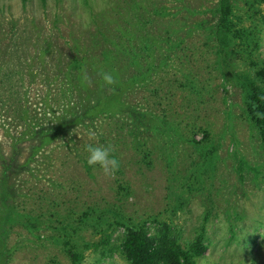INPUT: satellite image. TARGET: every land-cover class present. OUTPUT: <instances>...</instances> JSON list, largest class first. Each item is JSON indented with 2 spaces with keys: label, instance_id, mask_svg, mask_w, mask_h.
Wrapping results in <instances>:
<instances>
[{
  "label": "rangeland",
  "instance_id": "374dc122",
  "mask_svg": "<svg viewBox=\"0 0 264 264\" xmlns=\"http://www.w3.org/2000/svg\"><path fill=\"white\" fill-rule=\"evenodd\" d=\"M217 2L0 0V211L27 224L13 230L0 222V236L7 235L11 248L18 246L13 254L3 252L0 264H70L51 239L54 231L46 223L32 228L29 221L86 206L110 209L111 218L127 225L145 221L149 234L165 223L183 245L203 225L207 248L197 264H264V145L245 112L247 81L262 88L264 81L243 56L218 55L216 41L208 38ZM231 2L245 25L261 28L255 53L261 62L264 0ZM177 8L187 11L183 32L191 30L178 36L184 52L121 91L126 105H117L111 118L99 115L92 125L85 126V120L65 125L80 99L66 89L72 57L85 56L92 67V58L102 57L119 37L118 27L133 23L137 12L148 21L145 30L156 36L173 22L163 12ZM84 13L91 17L86 27ZM153 100L162 116L159 128L146 137L139 130L133 135L129 129L142 118L130 105L149 108ZM64 109L67 119L58 120ZM46 129L53 134L43 142ZM99 132L118 151L121 170L111 176L98 168L88 175L84 169V145L99 143ZM135 137L143 140L139 146ZM147 151L150 164L141 161ZM118 183L124 184L122 191ZM123 232L122 226L112 232L113 252H88L81 264H126L118 248Z\"/></svg>",
  "mask_w": 264,
  "mask_h": 264
},
{
  "label": "trees",
  "instance_id": "16d2710c",
  "mask_svg": "<svg viewBox=\"0 0 264 264\" xmlns=\"http://www.w3.org/2000/svg\"><path fill=\"white\" fill-rule=\"evenodd\" d=\"M248 6L253 7L252 4ZM234 8L235 5L231 0H218L215 9L217 19L214 24L208 26V38L216 41L215 47L218 49L219 56L223 58L235 54L243 56L249 67L254 69L255 76L264 81V60H261V62L255 60V53L260 46L261 28L258 27V24L254 26L245 25V17L235 14ZM184 9L177 8L173 12L170 10V13L169 11L163 12L172 15L170 19L173 22L170 26H165L162 32L156 36L152 35L149 30H145L148 21L146 22L141 18L137 12L134 15L136 18L133 23L128 24L124 21L127 26L118 27L119 37L111 40V47L102 51V57L95 59V61L92 58V67L87 66L89 59L85 56H73L67 66V72L69 73L66 76L68 81L66 89L73 91L80 99L77 98V102H74L77 110H73L65 125L70 126L84 120L85 126L92 125V118L99 115H103L105 119L111 118V112L115 110L117 105L120 107L126 105L124 102L126 97L121 96V91H124L127 87L138 85L139 81L146 77L145 74L156 72L158 69L165 67L166 59L176 57L177 51L184 52L183 40L178 36L180 33L188 34L191 31L188 29L183 32L188 21L187 11H184ZM135 11H137L136 8ZM118 15L120 19H123L122 13ZM261 19L260 25H264V17ZM259 63L261 64L260 67ZM126 71L132 73L127 75L124 73ZM104 72L113 74V84H116L117 87H113L112 84H107V86L102 81L101 76ZM143 97V100L149 99L146 96ZM91 101L92 105L89 106ZM140 105L138 103L136 107L130 105L131 109L141 110L139 112L142 120L138 119L131 130L129 129V132L131 131L134 135L139 130V134L146 137V135L154 134V131L159 128V120L162 116L154 111L156 105L154 100L151 106H148L149 108ZM167 106L169 107V103H167ZM170 109L163 108L167 112ZM65 110L58 114V120H60L59 117H66ZM245 112L249 120L258 129L261 142L264 145V88L254 84L251 80L246 83ZM164 114L165 112L162 113L163 116ZM149 124L150 126H148ZM50 130L46 129L43 132L45 133V136L41 138L43 142L47 141L49 135L53 134ZM55 131H58V128ZM174 131H176L175 128ZM99 133L98 142L100 144H111V138H107V135L103 132ZM206 136L207 132H204L203 140H196L194 135L192 139L195 142H202ZM141 141H143L142 138L138 140L135 137V143L138 146ZM117 152L114 149L116 157H118ZM149 154V151L142 152L141 161L150 164ZM84 166L86 173L93 176L95 167H89L86 164ZM119 170H121L120 167L116 173ZM124 187V184L118 183L120 191ZM111 211L110 209H101L99 206H86L78 212L66 213L62 216L50 213L49 216L44 217L43 214H40L33 218V221H29V226L40 228L41 225L46 223L45 225L55 233L51 235L53 243L60 248L70 264H81L88 252L102 255L113 252L114 245L111 242V235L119 226L124 227V232L118 248L126 264H197L196 259L201 257L207 248L204 243L205 228L203 225L199 226L194 238L183 245L172 234L171 227L165 223H162L160 228L149 234L145 221L127 225L119 219L111 218L109 215ZM0 212V222L5 223V226H10L13 230L18 225L27 228L26 223L19 224V219L13 213L6 212L2 214V210ZM87 228L92 229L94 233L86 236L82 234V231L87 230ZM94 235L98 237L96 238ZM6 238L3 239L0 236V255L3 252L13 254L18 249V246H13V248L8 246L7 241H9V238L7 235ZM53 261V259L50 260V262Z\"/></svg>",
  "mask_w": 264,
  "mask_h": 264
},
{
  "label": "clouds",
  "instance_id": "9594fccd",
  "mask_svg": "<svg viewBox=\"0 0 264 264\" xmlns=\"http://www.w3.org/2000/svg\"><path fill=\"white\" fill-rule=\"evenodd\" d=\"M101 8H98L97 11L101 10ZM82 19L86 27L91 17L84 13ZM101 78L108 85L114 82V76L110 72L102 73ZM84 151L87 153L85 164L89 167L98 168L106 176L114 175L120 167V161L114 155V149L111 144L88 143L84 145Z\"/></svg>",
  "mask_w": 264,
  "mask_h": 264
}]
</instances>
